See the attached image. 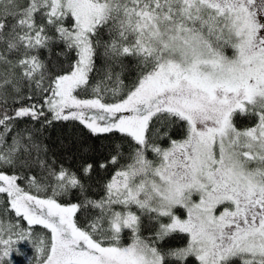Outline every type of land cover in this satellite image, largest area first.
<instances>
[{"label": "snow or ice", "instance_id": "6c2138e0", "mask_svg": "<svg viewBox=\"0 0 264 264\" xmlns=\"http://www.w3.org/2000/svg\"><path fill=\"white\" fill-rule=\"evenodd\" d=\"M13 254L264 264V0H0Z\"/></svg>", "mask_w": 264, "mask_h": 264}, {"label": "trees", "instance_id": "16d2710c", "mask_svg": "<svg viewBox=\"0 0 264 264\" xmlns=\"http://www.w3.org/2000/svg\"><path fill=\"white\" fill-rule=\"evenodd\" d=\"M23 247V246H22ZM28 255H31V250L30 249H25L24 250ZM13 264H27L26 258L24 255H15L11 257Z\"/></svg>", "mask_w": 264, "mask_h": 264}]
</instances>
